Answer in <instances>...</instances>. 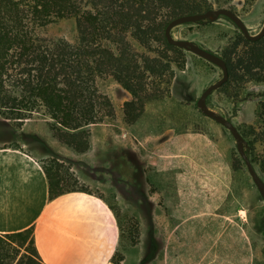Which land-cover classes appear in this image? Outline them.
<instances>
[{
    "label": "rangeland",
    "instance_id": "1",
    "mask_svg": "<svg viewBox=\"0 0 264 264\" xmlns=\"http://www.w3.org/2000/svg\"><path fill=\"white\" fill-rule=\"evenodd\" d=\"M191 1L204 9L233 11L252 35L264 26V0ZM172 34L232 59L229 81L209 97L208 106L238 128L264 179V82H247L238 75L255 45L227 18L181 25ZM41 35L74 43L75 19L56 21ZM131 41L141 54L162 48ZM184 60L168 95L148 103L133 125L124 118L132 95L112 77L98 79L115 118L90 128L93 145L84 158L91 166L64 155L65 150L71 156L82 154L59 142L43 115L35 114L30 124L50 131L49 142L30 137V143L45 151L55 192L85 191L110 203L122 228L114 264H135L134 256L141 259L138 264H264V200L230 132L197 106L202 93L222 78V70L185 50ZM76 170L98 180L97 187H86ZM27 245L15 246L19 257L32 254Z\"/></svg>",
    "mask_w": 264,
    "mask_h": 264
},
{
    "label": "trees",
    "instance_id": "2",
    "mask_svg": "<svg viewBox=\"0 0 264 264\" xmlns=\"http://www.w3.org/2000/svg\"><path fill=\"white\" fill-rule=\"evenodd\" d=\"M208 10L191 0H0V114L18 128L43 115L59 142L85 154L90 128L115 118L98 79L112 77L132 95L124 118L136 124L146 105L163 100L176 72L185 68L184 50L168 43L166 27L173 19ZM70 18L77 29L74 43L41 35L52 23ZM131 38L143 47L162 48L141 54ZM249 42L256 48L245 63L239 61L238 75L264 82V38ZM221 58L230 75L232 59ZM250 152L247 145L255 167ZM62 194L52 185V198ZM29 238V233L0 237V264H42L31 241L32 254L19 257L15 246H25Z\"/></svg>",
    "mask_w": 264,
    "mask_h": 264
},
{
    "label": "crops",
    "instance_id": "3",
    "mask_svg": "<svg viewBox=\"0 0 264 264\" xmlns=\"http://www.w3.org/2000/svg\"><path fill=\"white\" fill-rule=\"evenodd\" d=\"M30 123L29 119L18 128L0 114V237L29 233L27 244L33 243L42 264H113L121 249L122 228L110 203L85 191L52 198L45 151L30 143V137L40 144L48 141L50 131ZM66 153L92 165L84 158L88 152ZM76 173L86 187H97L98 180L81 170ZM138 257L134 256L135 264L141 262Z\"/></svg>",
    "mask_w": 264,
    "mask_h": 264
},
{
    "label": "water",
    "instance_id": "4",
    "mask_svg": "<svg viewBox=\"0 0 264 264\" xmlns=\"http://www.w3.org/2000/svg\"><path fill=\"white\" fill-rule=\"evenodd\" d=\"M221 18H227L232 23H234L235 26L240 30V32L248 41L257 42L264 38V26L257 35H252L244 21L236 13L224 8L218 10H208L204 13L185 15L173 19L166 27L165 37L170 45L191 52L222 70V78L216 83L210 85L202 93L201 97L197 101V106L203 115L214 120L216 123L223 126L226 130L230 132V134L236 141L237 151L240 157L243 159L247 167L248 173L251 176L252 181L255 184L260 196L264 200V180L258 174L252 161L246 153L247 142L245 138L242 136L238 128L234 125L231 120L216 113L208 106L209 97L229 81L230 75L226 61L217 54L213 53L212 51H209L192 41L175 39L172 34V31L176 27L181 25L199 24L202 21L215 23Z\"/></svg>",
    "mask_w": 264,
    "mask_h": 264
}]
</instances>
